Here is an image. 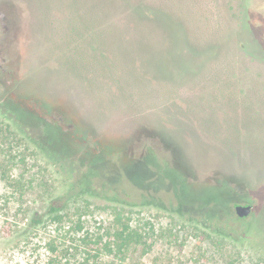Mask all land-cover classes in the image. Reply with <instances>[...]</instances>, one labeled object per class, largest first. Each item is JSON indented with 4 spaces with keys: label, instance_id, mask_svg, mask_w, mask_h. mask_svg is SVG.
<instances>
[{
    "label": "rangeland",
    "instance_id": "1",
    "mask_svg": "<svg viewBox=\"0 0 264 264\" xmlns=\"http://www.w3.org/2000/svg\"><path fill=\"white\" fill-rule=\"evenodd\" d=\"M0 264H264V0H0Z\"/></svg>",
    "mask_w": 264,
    "mask_h": 264
},
{
    "label": "trees",
    "instance_id": "2",
    "mask_svg": "<svg viewBox=\"0 0 264 264\" xmlns=\"http://www.w3.org/2000/svg\"><path fill=\"white\" fill-rule=\"evenodd\" d=\"M10 119H13V116H9ZM15 122L14 125L19 126L18 122L16 120H14ZM19 131L21 132V127L19 126ZM228 188V184L226 182L221 183V185L219 187H217V190L221 191V198L218 201V204L214 207L209 208L210 211H214L215 208L220 207H226L228 206V201H225L224 199H222L224 191ZM179 194V193H178ZM178 194H174L175 199H176V203H177V207H176V211L180 212L182 206H185V204L181 202L179 198ZM60 208L58 206H54L51 205L48 209V213L52 215L53 219H62L61 218V214H59ZM212 211V212H213ZM31 222L33 224H39L40 222H42V219L40 218H32ZM209 227V226H208ZM210 229V228H209ZM213 232L217 233V234H221L218 229H213ZM144 235L141 232H138L137 230L131 229L129 226L124 225L121 228H117L113 234V241L107 240V241H103L102 243V238H99L97 241L95 240V243L97 244H101L106 250L108 251H117L118 253L121 252H125L127 250V247L130 244H134V243H141L142 245L146 244V241L144 240ZM95 259L97 257H94Z\"/></svg>",
    "mask_w": 264,
    "mask_h": 264
},
{
    "label": "water",
    "instance_id": "3",
    "mask_svg": "<svg viewBox=\"0 0 264 264\" xmlns=\"http://www.w3.org/2000/svg\"><path fill=\"white\" fill-rule=\"evenodd\" d=\"M234 211L238 217L244 218L250 215L252 206L250 204L237 203L234 205Z\"/></svg>",
    "mask_w": 264,
    "mask_h": 264
}]
</instances>
